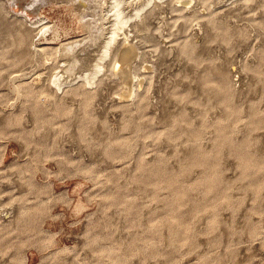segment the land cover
Returning <instances> with one entry per match:
<instances>
[{
  "label": "rangeland",
  "instance_id": "1",
  "mask_svg": "<svg viewBox=\"0 0 264 264\" xmlns=\"http://www.w3.org/2000/svg\"><path fill=\"white\" fill-rule=\"evenodd\" d=\"M79 1L1 0L0 264H264V0L156 15L185 31L163 29L134 99L71 73L52 101L57 50L87 35Z\"/></svg>",
  "mask_w": 264,
  "mask_h": 264
},
{
  "label": "bare ground",
  "instance_id": "2",
  "mask_svg": "<svg viewBox=\"0 0 264 264\" xmlns=\"http://www.w3.org/2000/svg\"><path fill=\"white\" fill-rule=\"evenodd\" d=\"M83 1H84V5L81 4V7L78 10L80 11L79 16H81L80 21H82L83 18H86L85 16H88L89 18L85 22L82 23V25L84 26L86 30L87 35L78 40L68 41L60 46V48L56 52L57 57L59 59L58 61L62 60L61 61L62 65L61 66L59 65L60 70L56 71L55 73L52 72L53 74H51L50 72L49 77L48 78L46 77L48 82H50L49 84L54 85V88L51 87L50 85L47 88H44L40 92L41 94L47 95L48 97H50L49 99H51L52 101L54 100L55 97H57V91L59 90L62 91L63 89L65 90V87H67L66 84L70 82L68 78H71L72 76L71 73L73 74L78 73V78L81 79L80 81H82V83L86 85L95 84L96 86L97 84H104V82H106L107 79L109 80L112 76H114L115 77L114 79H116V76H117L118 77L117 79L119 80L118 84L121 87L120 97L131 98L133 95L135 94L137 95L136 93L138 92L137 88H140L141 86H143V82L144 80H146V77H147L145 74L149 73L147 71L151 69H156V67L159 65L156 62L153 63V61L151 62L146 61L145 57L147 56V54H149L148 56H150V54L155 53L156 55H158L157 57L159 58L160 56L165 55L166 52H168V50H165L166 48L168 49V47H164L163 43L161 42V38H162L161 32L163 31V29L169 28L171 31L170 34H173V35L177 34V32L181 33L184 30L183 20L185 18L183 20H178L179 18H177L176 21H171L172 19L168 20L169 19L168 17V19L164 18L162 19V22L156 23L155 16L158 14L159 15L161 14L162 15L161 17H163V13L165 14L166 11H170L171 13H174L171 15H176L175 13H177L178 14L177 17H180L179 14H181L180 12L182 11V8L184 7L182 4H185V6L187 5L190 7L192 5V2H194L195 0H83ZM79 2H81V0ZM198 2L199 1H197V5H198ZM241 5L243 4L241 3ZM261 5L262 4H260V6ZM86 8L89 9V12H90L87 15H86L87 13ZM260 8H262V6ZM168 13L167 15H169ZM4 18L5 16L2 13L1 0H0V46H1V49H8L10 46L16 44V41L15 39L11 41V39L9 38V37H12L11 36L12 34H10L8 30L10 24H8L4 20ZM32 24L34 25V26H31L32 29H36L38 27L40 29H46V30L50 29V27L44 26L43 19L36 20L32 22ZM201 28L203 29V27ZM21 31L24 33V35L25 34L27 35V32L24 30V28L21 29ZM165 34H168V33L166 32ZM190 34L191 33H189V35ZM22 36L23 35L20 36V39L22 38ZM24 38H28V37L26 36ZM165 39L163 40L162 38L163 41H165ZM24 41L28 42L27 39H23V40H20L18 44H21ZM10 43L12 44L10 45ZM25 45H26V49H25L26 55L25 57L22 56L21 59L23 61H32L33 60L32 57L36 54V52L34 51L33 53L31 52V50H33L32 48L31 50L27 48L28 43H26ZM149 45L153 46V48L146 49ZM174 49L178 50L177 47H174ZM177 50L176 52H178ZM38 52H39V49H38ZM36 56L37 55H35L34 58ZM159 62L161 63L162 61H159ZM138 66H140L142 72H139ZM162 67H163V64H162ZM189 70H191V68ZM164 71L165 70H163V72ZM76 78H72V80L74 81L76 80ZM78 78L77 80L79 82ZM22 80L23 79H21V82ZM81 84H80V87H81ZM47 85H45V87ZM90 85L87 87L88 88L91 87ZM31 87L33 88V86ZM108 87H109V84H108ZM17 88L15 89L16 90L15 92L18 95H20L19 90H17ZM133 97L132 99H134ZM21 98H22V95H21ZM17 99L19 100V98Z\"/></svg>",
  "mask_w": 264,
  "mask_h": 264
}]
</instances>
